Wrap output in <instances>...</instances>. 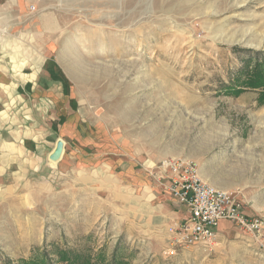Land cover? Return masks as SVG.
I'll use <instances>...</instances> for the list:
<instances>
[{"label": "rangeland", "instance_id": "obj_1", "mask_svg": "<svg viewBox=\"0 0 264 264\" xmlns=\"http://www.w3.org/2000/svg\"><path fill=\"white\" fill-rule=\"evenodd\" d=\"M253 56L264 62V0H0V115L54 116L45 128L63 142L33 190L46 199L0 200V264L39 251L65 264L63 250L105 264H264V247L227 222L210 252L172 247L148 175L192 160L264 214V102L226 90ZM35 78L37 90L22 85Z\"/></svg>", "mask_w": 264, "mask_h": 264}, {"label": "built area", "instance_id": "obj_2", "mask_svg": "<svg viewBox=\"0 0 264 264\" xmlns=\"http://www.w3.org/2000/svg\"><path fill=\"white\" fill-rule=\"evenodd\" d=\"M33 9V7H32ZM151 181L186 209L187 218L170 226L171 246H201L211 251L222 223H230L264 247V214L246 213L243 200L204 182L192 160L168 158L148 170Z\"/></svg>", "mask_w": 264, "mask_h": 264}, {"label": "crops", "instance_id": "obj_3", "mask_svg": "<svg viewBox=\"0 0 264 264\" xmlns=\"http://www.w3.org/2000/svg\"><path fill=\"white\" fill-rule=\"evenodd\" d=\"M13 81L14 78L10 76L4 87H15ZM22 85H28L31 90H37V79H33L32 82H22ZM1 86L3 84L0 82ZM18 87L24 90L21 85ZM27 95L30 100L31 97H35L31 102H36L39 100L40 93L36 92V95L27 93ZM20 99L24 101L21 96ZM45 117L49 122L56 121L54 116L0 115V200L20 201L23 203L22 210H30L31 207L39 203L41 195L38 199L33 190L39 188L38 178L44 180L43 175L46 173L47 167H51L49 155L55 148L53 137L56 132L52 124L45 128L47 125ZM72 119V117L69 119L67 117L65 121L69 123ZM44 183L41 181V186H44ZM152 191L155 196L162 198L160 207L166 214H170L169 217H173L174 224L187 218L186 209L176 204L166 192L157 187H153ZM46 198L45 196L43 199ZM246 213L255 216L247 210ZM223 224L219 226L218 231H222ZM215 247L216 245L213 248Z\"/></svg>", "mask_w": 264, "mask_h": 264}, {"label": "trees", "instance_id": "obj_4", "mask_svg": "<svg viewBox=\"0 0 264 264\" xmlns=\"http://www.w3.org/2000/svg\"><path fill=\"white\" fill-rule=\"evenodd\" d=\"M254 54H261L255 52ZM251 59L254 60V65L250 70L245 72L243 80L236 79L229 87L226 88L228 92L233 94H240V92L245 90H257L258 91V102H264V62H262L259 56H253ZM114 254V253H113ZM47 253L42 251L35 252L29 259L20 260L18 264H47ZM59 260L65 264H105L104 260L97 259V261L92 260L89 254H79L73 250H63L59 253ZM106 264H123L121 260L116 258L114 254L111 261Z\"/></svg>", "mask_w": 264, "mask_h": 264}, {"label": "water", "instance_id": "obj_5", "mask_svg": "<svg viewBox=\"0 0 264 264\" xmlns=\"http://www.w3.org/2000/svg\"><path fill=\"white\" fill-rule=\"evenodd\" d=\"M63 151V142L58 140L56 142L55 148L52 153L49 155V160L52 162H57Z\"/></svg>", "mask_w": 264, "mask_h": 264}]
</instances>
